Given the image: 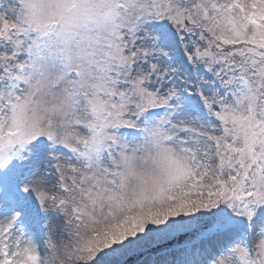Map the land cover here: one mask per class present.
I'll list each match as a JSON object with an SVG mask.
<instances>
[{
	"label": "snow or ice",
	"instance_id": "6c2138e0",
	"mask_svg": "<svg viewBox=\"0 0 264 264\" xmlns=\"http://www.w3.org/2000/svg\"><path fill=\"white\" fill-rule=\"evenodd\" d=\"M264 264V0H0V264Z\"/></svg>",
	"mask_w": 264,
	"mask_h": 264
},
{
	"label": "water",
	"instance_id": "95a60500",
	"mask_svg": "<svg viewBox=\"0 0 264 264\" xmlns=\"http://www.w3.org/2000/svg\"><path fill=\"white\" fill-rule=\"evenodd\" d=\"M130 264H131V262H130Z\"/></svg>",
	"mask_w": 264,
	"mask_h": 264
}]
</instances>
